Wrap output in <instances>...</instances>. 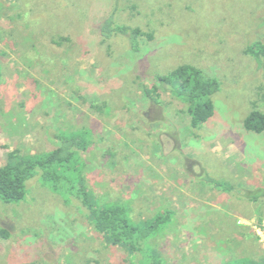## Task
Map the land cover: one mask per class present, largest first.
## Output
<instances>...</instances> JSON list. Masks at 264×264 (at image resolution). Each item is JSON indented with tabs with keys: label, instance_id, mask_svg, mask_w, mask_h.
Masks as SVG:
<instances>
[{
	"label": "rangeland",
	"instance_id": "rangeland-1",
	"mask_svg": "<svg viewBox=\"0 0 264 264\" xmlns=\"http://www.w3.org/2000/svg\"><path fill=\"white\" fill-rule=\"evenodd\" d=\"M109 16L154 39L138 53L123 36L104 44ZM257 42L264 0H0V168L15 151L46 156L55 134L88 147L84 167L59 170L68 190L38 174L23 201H0V264H153L151 252L162 264H264V132L245 126L264 113V57L246 53ZM186 64L221 85L197 129L156 79ZM82 185L135 225L167 214L144 263L95 229Z\"/></svg>",
	"mask_w": 264,
	"mask_h": 264
},
{
	"label": "trees",
	"instance_id": "trees-1",
	"mask_svg": "<svg viewBox=\"0 0 264 264\" xmlns=\"http://www.w3.org/2000/svg\"><path fill=\"white\" fill-rule=\"evenodd\" d=\"M114 16H109L102 22L101 35L104 38V44L107 40L116 36H123L124 39L126 38V42L131 43V50L138 53L144 49L145 38L148 41L154 39L152 34L145 33L140 28L119 25ZM246 53L253 55L257 60H261L264 57V45L257 42L249 47ZM156 79L166 89L171 90V87L177 89L178 97L188 105L187 110L192 118L191 125L193 128H200L215 115L216 107L213 97L220 91L221 85L217 79L207 78L201 69L186 64L178 67L168 75H158ZM85 100L88 103L90 102L92 109L97 112L103 111L104 105H99L97 98L87 96ZM245 126L250 132L263 133L264 113L254 110L245 120ZM85 135L83 134L84 137ZM55 140L58 146L42 158H28L17 151L8 155L7 164L0 168V201L5 203L23 201L27 194V183L38 174H41L42 179L51 184L56 190L63 191L64 188L68 190L66 185L71 180L64 177L59 170L74 166L79 161L83 166L84 162L81 159V154L86 153L88 150L87 143L85 139H80L78 136L63 138L57 134H55ZM224 189H226V192L233 191L231 187H224ZM77 197L82 200L83 205L88 209L95 229L110 244L124 248L135 255V259L141 258L140 255H143V252L148 254L147 249H144L147 245L146 241L158 232L161 224L168 218L167 214L166 216L160 215L151 224L142 227L132 222L129 209L125 204L99 207L97 203L91 200L92 198L84 185L79 189ZM1 233L4 238L9 237L8 232L2 231ZM151 254L154 256L151 263L162 264L157 254L152 252ZM147 258L143 256V260L142 258L139 260L144 263ZM139 264L141 263L139 262ZM249 264L262 263L249 262Z\"/></svg>",
	"mask_w": 264,
	"mask_h": 264
}]
</instances>
